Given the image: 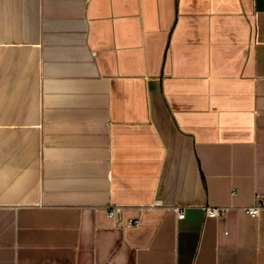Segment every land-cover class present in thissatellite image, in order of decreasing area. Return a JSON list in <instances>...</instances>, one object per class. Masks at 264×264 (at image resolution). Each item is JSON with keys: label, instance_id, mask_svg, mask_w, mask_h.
I'll return each mask as SVG.
<instances>
[{"label": "crops", "instance_id": "crops-1", "mask_svg": "<svg viewBox=\"0 0 264 264\" xmlns=\"http://www.w3.org/2000/svg\"><path fill=\"white\" fill-rule=\"evenodd\" d=\"M262 195L264 0H0V264H264Z\"/></svg>", "mask_w": 264, "mask_h": 264}, {"label": "built area", "instance_id": "built-area-1", "mask_svg": "<svg viewBox=\"0 0 264 264\" xmlns=\"http://www.w3.org/2000/svg\"><path fill=\"white\" fill-rule=\"evenodd\" d=\"M227 210L226 207H206L205 213L207 217L216 218L220 217ZM242 210L251 217H256L264 210V195L259 196L255 203L252 205L243 207ZM121 211L120 207H114L109 210L110 216H118ZM185 216L184 212L178 211V217L183 218ZM131 224H137V222H132Z\"/></svg>", "mask_w": 264, "mask_h": 264}]
</instances>
